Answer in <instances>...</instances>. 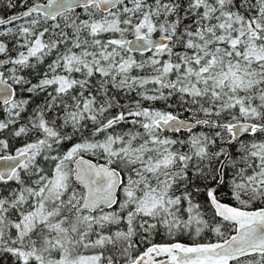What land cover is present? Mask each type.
Listing matches in <instances>:
<instances>
[{
    "label": "snow or ice",
    "instance_id": "snow-or-ice-1",
    "mask_svg": "<svg viewBox=\"0 0 264 264\" xmlns=\"http://www.w3.org/2000/svg\"><path fill=\"white\" fill-rule=\"evenodd\" d=\"M0 264H264V0H0Z\"/></svg>",
    "mask_w": 264,
    "mask_h": 264
}]
</instances>
